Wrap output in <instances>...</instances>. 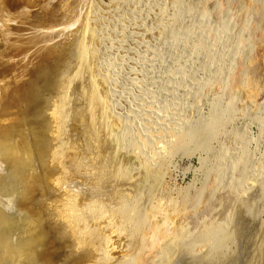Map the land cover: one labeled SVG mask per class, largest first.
Wrapping results in <instances>:
<instances>
[{
    "label": "rangeland",
    "instance_id": "1",
    "mask_svg": "<svg viewBox=\"0 0 264 264\" xmlns=\"http://www.w3.org/2000/svg\"><path fill=\"white\" fill-rule=\"evenodd\" d=\"M0 4V94L23 152L0 162V264H177L183 250L210 262L225 234L213 264H264V0ZM90 83L103 121L78 93Z\"/></svg>",
    "mask_w": 264,
    "mask_h": 264
},
{
    "label": "bare ground",
    "instance_id": "2",
    "mask_svg": "<svg viewBox=\"0 0 264 264\" xmlns=\"http://www.w3.org/2000/svg\"><path fill=\"white\" fill-rule=\"evenodd\" d=\"M55 1V0H54ZM68 2V1H67ZM66 2V3H67ZM2 3V2H1ZM75 4V3H74ZM1 5V4H0ZM5 5V4H4ZM47 5V4H46ZM63 5V4H62ZM79 6V5H78ZM67 8H68V5H67ZM80 8V7H79ZM82 8V7H81ZM80 8V9H81ZM2 9V8H1ZM64 9V11H65V8H63ZM3 10V9H2ZM1 11V10H0ZM66 12V11H65ZM41 13V12H40ZM90 14V13H89ZM8 15V14H7ZM67 15V14H66ZM87 15V14H86ZM65 16V15H64ZM85 16V15H84ZM83 16V17H84ZM74 17V16H73ZM89 18V17H88ZM74 19V18H73ZM59 20V19H58ZM80 20V19H79ZM88 20V19H87ZM87 20H85V23H84V26H83V38L81 39V42H80V40H79V45H77L78 46V49H75V50H77V57H75V58H77L76 60V64L73 66V68L75 69V71H76V73H75V78H79V77H82L84 74H87V71H88V42H87V24H86V22H88ZM60 22V21H59ZM70 22V21H69ZM90 22V21H89ZM88 22V23H89ZM58 23V22H57ZM74 24V23H73ZM75 26H76V24H74ZM53 26H55V25H53ZM68 26V25H67ZM81 26V25H80ZM31 27V26H30ZM39 29V28H38ZM56 29V28H55ZM67 29V28H66ZM89 29V28H88ZM20 30V29H19ZM58 33V32H57ZM63 33V32H62ZM75 33V32H74ZM78 33V32H77ZM20 34V33H19ZM1 36V35H0ZM51 36H53V35H51ZM25 37V36H24ZM29 38V37H28ZM28 38H27V40H28ZM50 38V37H49ZM77 38V37H76ZM23 39V38H22ZM34 40H35V38H34ZM27 42V41H26ZM30 42H32V41H30ZM45 43V42H44ZM43 43V44H44ZM29 44V43H28ZM66 44V43H65ZM30 45V44H29ZM2 46H4V45H2ZM26 46V45H25ZM13 47V46H12ZM21 47V46H20ZM19 48V47H18ZM24 49H25V47H24ZM31 50H32V48H30ZM27 50V49H26ZM29 52V51H28ZM62 53V52H61ZM76 54V53H75ZM74 54V55H75ZM73 55V54H72ZM72 57V56H71ZM65 62H66V60H65ZM72 68V70L74 71V69ZM72 70H70V69H68V75H72L74 72L72 71ZM70 71H72V74L71 73H69ZM15 74V73H14ZM88 75H90V74H88ZM1 76V75H0ZM85 76V75H84ZM63 77V76H62ZM70 77V76H69ZM68 77V78H69ZM89 77V76H88ZM2 78H3V75H2ZM65 78H66V76H65ZM65 78H63V79H65ZM86 78V77H85ZM85 78H84V83H85ZM89 79H90V77H89ZM88 79V81L90 82V80ZM66 80H67V78H66ZM65 80V81H66ZM74 78H71V80L68 82V85H67V87H66V90L64 91V93H61V96L63 95V97H62V99H61V103H60V105L57 107V111H55L56 110V108H55V117H56V119L58 120L59 119V121L60 122H62V120H66V111L67 110H70L71 108H72V102H73V100H72V98H71V96L72 95H70V89H71V87L74 85ZM87 81V82H88ZM64 83H66V82H64ZM63 83V84H64ZM84 83H81V81H80V83H78L77 84V86H79V87H81V86H83L82 84H84ZM91 83H92V81H91ZM89 84V88H87V89H84V90H82V88H81V90L79 89V94H80V92H81V94L82 95H84L85 97H87V99H88V112L90 111V114H88V115H90L91 117H92V119H100L101 121H103L104 119H105V111H104V109H103V107H102V104H101V100H100V97H99V95H98V93H97V91H96V89H95V87H94V84ZM80 84V85H79ZM64 86H65V84H64ZM87 86V85H86ZM75 87H76V85H75ZM79 87H77V88H79ZM84 88H85V86H83ZM64 88V87H63ZM3 90V89H2ZM7 91L8 90H5L3 93H2V95L0 96V105L2 106L1 108V112H0V128H2L3 129V133L2 134H0V162H2L3 163V161L4 162H8V163H11V162H13L14 160H15V158L16 157H18L19 155H20V153L22 152V148H21V143L19 144L18 143V141H15V139L13 138L16 134V136H19L20 135V131H15L14 129H15V125H17V121L19 120V119H17V117L15 116V114H12V115H14L16 118L14 119V120H12L11 119V121H9L10 119H8L9 117L8 116H11V110H13L14 108H13V103L10 101V99L7 97ZM74 91V90H73ZM63 92V91H62ZM33 93V92H32ZM38 93H39V91H38ZM73 93V95H74V92H72ZM77 93V94H78ZM76 94V93H75ZM17 95V94H16ZM33 95H34V93H33ZM9 96V95H8ZM15 96V95H14ZM58 96H60V95H58ZM75 96V95H74ZM73 96V98H75ZM78 96V95H77ZM81 96V95H80ZM83 97V96H82ZM16 99H17V97H16ZM76 99V98H75ZM83 99V98H82ZM86 99V100H87ZM77 100V99H76ZM86 100L84 101V102H86ZM54 101V100H53ZM78 101V100H77ZM33 102V101H32ZM19 103H20V101H19ZM22 104V103H21ZM20 104V105H21ZM27 104V103H26ZM25 104V105H26ZM29 104H30V102H29ZM57 104V103H56ZM18 104H16V106H17ZM52 105V104H51ZM55 105V104H54ZM53 106V105H52ZM73 106H74V102H73ZM23 106L21 105V110L23 109L22 108ZM55 107V106H54ZM86 107H87V105H86ZM20 109V108H19ZM25 109V108H24ZM87 109V108H86ZM15 110V109H14ZM52 110V111H53ZM72 110V109H71ZM80 110V109H79ZM84 110V109H83ZM14 112V111H13ZM16 112H17V109H16ZM15 112V113H16ZM67 112H69V111H67ZM48 113V112H47ZM52 113V112H51ZM70 113H73V110L70 112ZM10 114V115H9ZM53 114H54V112H53ZM25 115V114H24ZM23 115V116H24ZM74 115H75V113H74ZM13 116V117H14ZM52 116V115H51ZM79 116H81L80 114H79ZM78 116V117H79ZM6 117H8L7 118V120H8V122L6 123ZM12 116H11V118H13ZM73 118V117H72ZM83 118V117H82ZM50 119V118H49ZM55 119V118H54ZM68 119V118H67ZM70 119V118H69ZM68 119V120H69ZM80 119H81V117H80ZM80 119H77V120H80ZM52 120H53V118H52ZM72 120V119H71ZM56 121V120H55ZM94 121V120H93ZM96 121V120H95ZM20 122V121H19ZM54 122V121H53ZM81 122H82V120H81ZM24 123L26 124V122H25V120H24ZM32 123V122H31ZM56 123V122H55ZM54 123V124H55ZM59 122H57V125H60V124H58ZM92 123V122H91ZM62 124V123H61ZM82 124V123H81ZM93 124H97V123H93ZM100 125H102V123L100 122L99 123ZM39 125V124H38ZM56 125V124H55ZM57 125H56V127H57ZM100 125H99V127H100ZM21 126V125H20ZM36 126V125H35ZM41 126V125H40ZM61 126V125H60ZM79 126H80V124H79ZM95 127H96V125H94ZM53 127H55V126H53ZM18 128V127H17ZM29 129V128H28ZM27 129V131H29ZM37 128H34L32 131H31V138L32 139H34V137L38 134V132L40 131H37L36 130ZM60 129V128H59ZM62 129H63V127H62ZM60 131V130H59ZM57 132V131H56ZM1 133V132H0ZM27 134V133H26ZM30 134V133H29ZM29 134H28V136H29ZM40 134V133H39ZM42 134V133H41ZM40 134V135H41ZM56 135H58L57 133H55ZM23 135V134H22ZM62 135H63V133H62ZM64 136V135H63ZM26 137V136H25ZM37 137H38V135H37ZM36 137V138H37ZM29 138H30V136H29ZM35 138V139H36ZM39 138V137H38ZM22 139V138H21ZM26 139V138H25ZM28 139V138H27ZM57 139V138H56ZM29 140V139H28ZM62 140V139H61ZM37 141V140H36ZM30 142V141H29ZM61 144V143H60ZM55 147V146H54ZM41 149V148H40ZM57 151L59 152V148L57 147ZM40 151V150H39ZM41 152V151H40ZM23 153V152H22ZM55 153H56V151H55ZM35 158V157H34ZM16 159H18V158H16ZM3 160V161H2ZM15 161H17V160H15ZM42 161V160H41ZM14 164V163H13ZM39 164V163H38ZM45 164V163H44ZM5 165H7V166H9L8 164H5ZM4 166V165H3ZM10 166H12V165H10ZM2 167V166H1ZM0 167V168H1ZM13 167V166H12ZM11 167V168H12ZM17 167H19V166H17ZM16 167V168H17ZM3 168V167H2ZM15 168V167H14ZM13 168V169H14ZM24 167H22V169H23ZM19 169V168H18ZM21 169V170H22ZM2 170V169H1ZM17 170V169H16ZM15 170V171H16ZM20 170V169H19ZM43 170V169H42ZM6 172V171H5ZM10 175V174H9ZM1 177V176H0ZM4 177V176H3ZM7 177V176H6ZM9 177V176H8ZM17 177H19V176H17ZM9 179V178H8ZM13 179V178H12ZM2 179H0V182H2L1 181ZM3 180H6V178L5 179H3ZM5 181H3L2 182V184L4 183ZM6 182H7V180H6ZM10 182V183H9ZM12 180L11 181H9L8 180V182L7 183H9L8 185H9V187H10V185L12 186ZM28 182V181H27ZM1 184V185H2ZM14 184V183H13ZM1 185H0V189L2 188V192H3V190L5 189L3 186H4V184L2 185V187H1ZM5 185H7L6 183H5ZM14 186V185H13ZM12 186V187H13ZM19 186V185H18ZM9 187H7V188H9ZM4 188V189H3ZM6 188V190L5 191H7V190H11L10 191V193L12 194V192H13V190L15 189H7ZM17 189V188H16ZM1 191V190H0ZM3 194V193H2ZM7 194H8V192H7ZM22 195H24V194H22ZM3 198L5 197V195L4 196H2ZM13 197H15V196H13ZM24 197V196H23ZM8 198V197H7ZM24 198H26V196L24 197ZM23 198V199H24ZM9 199V198H8ZM22 199V200H23ZM0 200H1V198H0ZM14 200V199H13ZM18 200V199H17ZM8 201V200H7ZM24 201V200H23ZM1 202H3V201H1ZM5 203V202H4ZM10 203V202H9ZM25 203V202H24ZM28 203V202H27ZM25 205H26V203H25ZM18 206V205H17ZM20 206V205H19ZM27 206V205H26ZM15 207V206H14ZM23 207H20V209H22ZM32 208V207H31ZM23 209H25V208H23ZM39 209V208H38ZM5 210V209H4ZM27 210V209H26ZM30 211V210H29ZM32 211V210H31ZM2 213L3 212H5V211H1ZM4 214H8V213H4ZM10 214V213H9ZM30 214V213H29ZM1 216V215H0ZM41 217V216H40ZM9 218V217H8ZM76 218H78V216L76 217ZM14 219V218H13ZM1 220H3V218H2V216H1ZM4 220H6V217H5V219ZM11 220V219H10ZM10 220H8V221H10ZM15 220V219H14ZM35 221V220H34ZM4 221H2L1 222V224L3 223ZM5 222H7V220L5 221ZM38 222V221H37ZM5 224V223H4ZM38 225V224H37ZM3 226V224L0 226V227H2ZM5 226V225H4ZM12 226V225H11ZM39 226V225H38ZM6 227V226H5ZM8 227V226H7ZM38 228V227H37ZM9 230V229H8ZM38 230V229H37ZM3 231V230H2ZM159 232L157 233V236H160V237H166V232H164V230H162V229H159L158 230ZM5 232V231H4ZM40 232V231H39ZM0 234H2V232L0 233ZM39 234V233H38ZM41 234H42V232H41ZM226 236H224V238L219 242V248L221 249L220 251H218V252H216V253H214V256H213V259L209 262V261H206L204 258H193V257H190V255H189V253H187L186 251L187 250H183V252H181L182 254H180L181 256H180V258H179V261H178V263L177 264H190L191 262L193 263V264H213L214 262H217L220 258H224V256H225V258H226V254L224 255V253H225V251H224V245H225V243L230 239V236H227V234H225ZM1 236V235H0ZM2 236H5V234L4 235H2ZM44 237V236H43ZM180 237V236H179ZM2 238V237H1ZM9 238V237H8ZM11 238H13V237H11ZM46 238V237H45ZM229 238V239H228ZM4 239V238H3ZM47 239V238H46ZM10 240V239H9ZM182 240V239H181ZM181 240H179V239H176L174 242L177 244V242L178 241H181ZM3 241V240H2ZM3 242H5L6 243V238L4 239V241ZM9 241H7V243H8ZM44 242H45V240H44ZM173 242V243H174ZM0 243H1V240H0ZM7 243L5 244V245H7ZM3 243H1V245H2ZM10 244V243H9ZM12 244H13V242H12ZM5 245H3L1 248L3 249H5V248H8L7 246H5ZM174 245V244H173ZM14 246V245H13ZM17 246V245H16ZM43 246V245H42ZM175 246V245H174ZM171 247V246H170ZM173 247V246H172ZM178 247V246H177ZM10 248V247H9ZM17 248V247H16ZM36 248V247H35ZM179 249V248H178ZM178 249H176V252H177V250ZM182 249V248H181ZM11 250H12V248H11ZM10 250V251H11ZM15 249H13V251H14ZM0 251H2L1 249H0ZM5 251H7L6 249H5ZM9 251V250H8ZM21 251V250H20ZM32 251H34V250H32ZM3 252V251H2ZM17 252V251H16ZM174 253H175V251H173ZM6 253V252H5ZM14 252H12V254H13ZM20 253V252H19ZM41 253V252H40ZM8 254V253H7ZM21 254V253H20ZM10 255V254H9ZM32 255V254H31ZM52 255H55V254H52ZM175 255V254H174ZM29 256V255H28ZM2 257H4V253H3V255H2ZM7 257V256H6ZM30 257V256H29ZM177 257H178V255H177ZM57 258V257H56ZM174 258V257H173ZM212 258V257H211ZM210 258V259H211ZM66 259V258H65ZM175 259V258H174ZM61 261V259H57V261H55V262H57L58 263V261ZM208 260V259H207ZM177 262V261H176ZM56 263V264H57ZM98 264V263H97Z\"/></svg>",
    "mask_w": 264,
    "mask_h": 264
}]
</instances>
